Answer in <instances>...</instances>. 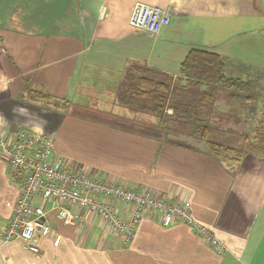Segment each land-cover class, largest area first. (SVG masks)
I'll list each match as a JSON object with an SVG mask.
<instances>
[{"label": "crops", "instance_id": "crops-1", "mask_svg": "<svg viewBox=\"0 0 264 264\" xmlns=\"http://www.w3.org/2000/svg\"><path fill=\"white\" fill-rule=\"evenodd\" d=\"M137 4L170 9V25L158 36L132 28ZM194 48L218 54L227 77L261 86L263 101L253 106L228 95L208 106L246 118V130L224 134L257 135L264 128V0H0V139L18 129L45 134L75 171L188 197L195 220L226 247L219 253L190 226L163 228L154 215L127 243L98 218L70 226L54 219V235L38 254L0 241V264H264V157L218 160L171 121L116 102L133 65L183 84L180 66ZM250 107L248 121L242 109ZM18 197L12 168L0 159V229Z\"/></svg>", "mask_w": 264, "mask_h": 264}, {"label": "built area", "instance_id": "built-area-1", "mask_svg": "<svg viewBox=\"0 0 264 264\" xmlns=\"http://www.w3.org/2000/svg\"><path fill=\"white\" fill-rule=\"evenodd\" d=\"M170 21V9L137 4L129 23L134 29L158 36ZM0 159L9 163L19 186L13 215L6 228L0 229L4 244L20 241L38 254L42 241L54 235L52 220L70 226L96 218L127 243L135 237L141 222L154 215L163 228L188 225L219 253L226 251L220 239L195 220L188 197H166L135 183L75 171L69 161L55 153L50 136L18 129L0 139Z\"/></svg>", "mask_w": 264, "mask_h": 264}, {"label": "trees", "instance_id": "trees-1", "mask_svg": "<svg viewBox=\"0 0 264 264\" xmlns=\"http://www.w3.org/2000/svg\"><path fill=\"white\" fill-rule=\"evenodd\" d=\"M180 74L184 83L172 84V78L157 69L142 65L130 66L124 77V86L116 95V102L133 112L171 121L176 131L204 141L211 155L218 160L239 161L249 154L264 157V128L254 142L251 136L244 139L248 148L243 145L231 147L218 142L214 128L192 120L193 106L208 107L225 91L230 93L231 99L237 100L235 93L250 91L252 82L227 77L225 64L218 54L197 48L186 55L180 66ZM36 95L34 98L37 100L49 98L40 93ZM171 98L174 101L171 107L173 115L167 116L165 105Z\"/></svg>", "mask_w": 264, "mask_h": 264}, {"label": "rangeland", "instance_id": "rangeland-1", "mask_svg": "<svg viewBox=\"0 0 264 264\" xmlns=\"http://www.w3.org/2000/svg\"><path fill=\"white\" fill-rule=\"evenodd\" d=\"M252 49L255 50V48H252ZM255 55H256L255 52L251 53V56L248 58V60L254 61ZM259 55L260 54H258V56ZM260 91H261V86L255 85V84L253 85V87L251 88L250 91H246V90H242L239 92L235 91L236 92L235 93V97H236L235 99H237L235 101L240 102V104H243L244 106H253L254 101H255V103H256V100L261 101V102L263 101V98H258V97H261V95H262ZM223 95H228L227 97H230V93L226 92V91L222 93V97H223ZM173 104H174V101L171 98L169 103L168 104L166 103V105H165L167 111L168 110L172 111L171 107ZM193 105H195V104H193ZM196 106L197 105L193 106L195 109H192V111H191L193 116H194L192 119L193 122L198 120V121H201V123H203V124H206V125L213 127L216 130L215 131V135H216L215 137H216V139H218V142H221V143L223 142L226 145L233 146V147H235V146L239 147L238 143H242L244 148H246V147L248 148V146H246V144H245L246 142L244 139L237 138L236 134H231V135L224 134V131H223L225 129L226 130L234 129L235 132L246 130L245 125H244L245 121L243 120L246 118H244V116H240L242 113L241 114L218 113V112L212 111L210 107L196 108ZM252 109L253 108H251V107L249 109L246 108V110L242 109V112H244L245 115L248 116L247 117L248 121H251L254 119L255 110H252ZM172 115H173V112H171V114L168 116H172ZM171 126H172V124H171ZM260 132H263V131H260ZM258 134H259V132H258ZM258 134L255 135L256 137L254 135L251 137L252 142H254V139L258 137ZM260 135H262V133ZM225 136L236 138V143L230 142V140H223ZM244 136H245L244 138L247 137L246 135H244ZM248 140L250 141V138H248Z\"/></svg>", "mask_w": 264, "mask_h": 264}]
</instances>
